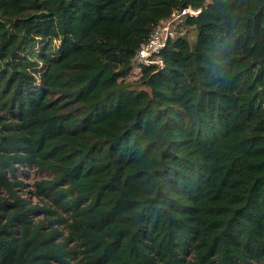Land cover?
Instances as JSON below:
<instances>
[{
	"label": "trees",
	"instance_id": "trees-1",
	"mask_svg": "<svg viewBox=\"0 0 264 264\" xmlns=\"http://www.w3.org/2000/svg\"><path fill=\"white\" fill-rule=\"evenodd\" d=\"M0 264H264V0H0Z\"/></svg>",
	"mask_w": 264,
	"mask_h": 264
},
{
	"label": "built area",
	"instance_id": "built-area-1",
	"mask_svg": "<svg viewBox=\"0 0 264 264\" xmlns=\"http://www.w3.org/2000/svg\"><path fill=\"white\" fill-rule=\"evenodd\" d=\"M200 10H194L190 7L181 11H175L171 17L161 20L152 31L148 40H146L137 50L134 56V62L138 69L144 65L158 63L163 66L162 60L157 56L165 48L170 37L178 35L176 25L182 23L187 14L196 15Z\"/></svg>",
	"mask_w": 264,
	"mask_h": 264
},
{
	"label": "rangeland",
	"instance_id": "rangeland-1",
	"mask_svg": "<svg viewBox=\"0 0 264 264\" xmlns=\"http://www.w3.org/2000/svg\"><path fill=\"white\" fill-rule=\"evenodd\" d=\"M189 36H192V33L189 34ZM20 171H24L23 168H20ZM24 182L28 185V189H34V185L36 181L42 180L47 178V173L46 172H40L39 170L36 169H25V171L22 174ZM34 202H38V199H34Z\"/></svg>",
	"mask_w": 264,
	"mask_h": 264
}]
</instances>
